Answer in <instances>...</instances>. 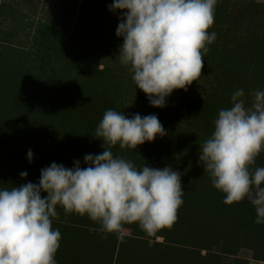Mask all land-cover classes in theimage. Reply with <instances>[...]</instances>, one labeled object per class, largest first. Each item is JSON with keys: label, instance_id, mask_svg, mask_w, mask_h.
Returning a JSON list of instances; mask_svg holds the SVG:
<instances>
[{"label": "clouds", "instance_id": "1", "mask_svg": "<svg viewBox=\"0 0 264 264\" xmlns=\"http://www.w3.org/2000/svg\"><path fill=\"white\" fill-rule=\"evenodd\" d=\"M217 0H114L112 12L123 10L116 35L123 38L120 63L151 106L165 107L174 90L187 91L204 67L207 44L216 33ZM243 89L222 108L212 135L200 144L199 163L213 186L225 194L223 202L247 199L257 212L255 223L264 224V167H255L264 151V91L253 93L247 106ZM156 114L131 117L113 109L105 111L95 138L104 151L86 154L74 167L53 162L41 169L37 183L0 188V264H57L61 233L53 229L57 207L66 214L87 215L104 233L125 237V225L138 223L148 236L171 227L183 204L181 176L171 167L138 169L130 160L114 157L111 148L137 149L164 136ZM31 163L34 153L27 152ZM22 178L27 171L20 173ZM46 194V195H45Z\"/></svg>", "mask_w": 264, "mask_h": 264}, {"label": "rangeland", "instance_id": "2", "mask_svg": "<svg viewBox=\"0 0 264 264\" xmlns=\"http://www.w3.org/2000/svg\"><path fill=\"white\" fill-rule=\"evenodd\" d=\"M96 4V0H0V62L17 66L38 85L99 82L107 88L113 110L129 117L140 114L133 73L118 56L123 38L113 27L101 35L91 32ZM207 31L215 32L216 39L206 45L203 58V90L211 89L212 97L202 125L170 127L164 136L140 145L189 159L201 169L199 175L208 187L197 217L203 227L186 230L178 219L148 236L133 223L124 226L121 240L115 233L102 232L100 223L87 215L66 214L58 206L52 227L61 233L60 245L83 241L95 246L96 264H264V224L255 223V207L247 199L246 206L242 201L224 203L225 194L213 186L199 163L200 144L210 137L219 110L232 106V94L243 89L250 106L253 93L264 91L253 59L264 44V0H217ZM182 98L176 89L167 105ZM255 167H264V151L256 157ZM178 216L182 217L181 211Z\"/></svg>", "mask_w": 264, "mask_h": 264}, {"label": "trees", "instance_id": "3", "mask_svg": "<svg viewBox=\"0 0 264 264\" xmlns=\"http://www.w3.org/2000/svg\"><path fill=\"white\" fill-rule=\"evenodd\" d=\"M96 1L97 11L91 32L101 35L111 27H118L123 10L115 13L109 10L108 5L114 0ZM253 59L264 80V44L256 49ZM202 72L203 69L198 81H193L187 91L180 89L183 98L175 105L151 106L147 95L139 89L135 101L142 103L140 114H156L164 129L201 126L212 97L211 89L203 90ZM111 105L107 88L99 82L83 79L62 86L38 85L31 77L23 76L17 66L0 62V188L11 189L29 181L37 183L41 169L53 162L71 168L75 160H80L82 166L87 167L83 163L86 154L104 151L103 141L92 134L105 111L112 109ZM213 131L214 128L210 136ZM29 149L34 153L31 163L27 158ZM111 151L114 157L130 160L138 169L147 165L171 167L177 171L184 189V202L174 223L180 219L186 230L203 227L197 217H200V211L203 212L202 195L208 187L195 162L146 150L140 145L136 150L121 149L116 145ZM22 171H27L26 178L20 176ZM244 201L242 203L246 206ZM180 211L182 217L178 216ZM252 215L257 218V213ZM97 256L95 246L80 241L61 244L55 259L57 264H96Z\"/></svg>", "mask_w": 264, "mask_h": 264}]
</instances>
